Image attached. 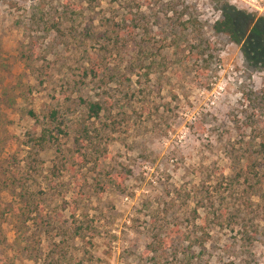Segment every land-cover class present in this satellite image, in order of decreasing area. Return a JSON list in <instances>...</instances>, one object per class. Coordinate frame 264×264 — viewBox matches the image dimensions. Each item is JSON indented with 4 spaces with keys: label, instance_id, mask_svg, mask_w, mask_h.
Returning a JSON list of instances; mask_svg holds the SVG:
<instances>
[{
    "label": "rangeland",
    "instance_id": "obj_1",
    "mask_svg": "<svg viewBox=\"0 0 264 264\" xmlns=\"http://www.w3.org/2000/svg\"><path fill=\"white\" fill-rule=\"evenodd\" d=\"M237 6L0 0V264H264V16Z\"/></svg>",
    "mask_w": 264,
    "mask_h": 264
},
{
    "label": "trees",
    "instance_id": "obj_2",
    "mask_svg": "<svg viewBox=\"0 0 264 264\" xmlns=\"http://www.w3.org/2000/svg\"><path fill=\"white\" fill-rule=\"evenodd\" d=\"M210 1L217 4L224 0H210ZM211 30L215 34H225L234 43L239 42L240 37L236 30L234 16L228 11L221 12L220 18L216 19L212 23ZM85 105L87 107V111L89 115L93 117H98L100 111L103 108L99 102H87L85 103ZM45 118L47 120L48 126L53 125L54 129H56L58 133H63L62 122L58 118V112L56 109L50 108L47 114L45 115ZM49 137H51V130L44 128L41 131L39 140L43 142L45 141L46 138H49ZM256 152L264 160V143L263 142L258 144V149L256 150Z\"/></svg>",
    "mask_w": 264,
    "mask_h": 264
},
{
    "label": "built area",
    "instance_id": "obj_3",
    "mask_svg": "<svg viewBox=\"0 0 264 264\" xmlns=\"http://www.w3.org/2000/svg\"><path fill=\"white\" fill-rule=\"evenodd\" d=\"M236 6L251 13L264 16V0H233Z\"/></svg>",
    "mask_w": 264,
    "mask_h": 264
}]
</instances>
